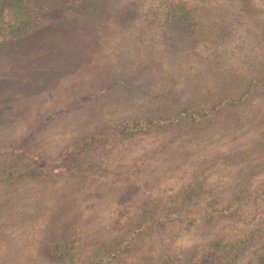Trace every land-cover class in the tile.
<instances>
[{"label":"rangeland","instance_id":"1","mask_svg":"<svg viewBox=\"0 0 264 264\" xmlns=\"http://www.w3.org/2000/svg\"><path fill=\"white\" fill-rule=\"evenodd\" d=\"M113 1L106 0V4L110 7ZM186 3L195 10L194 16L206 20L208 29L213 24L226 25V20H234L235 23L245 20L244 26L250 28V36L264 34V0H249L248 7L242 0H186ZM67 53L64 52V55L67 56ZM210 53L222 58L214 66L228 64L226 58L231 55L228 52ZM246 53L235 52L233 55ZM72 54L79 64L69 70L66 78L69 84L55 87L54 95L46 97L47 100L41 98V101H35V109L50 113H31L33 110L30 109L25 118L23 114L26 110H22L19 118L7 117L0 122L3 126L0 127V136L5 138L6 146H10L15 138L20 148L41 160L36 166L44 173L49 174L58 168L65 171L63 175L41 178V186L56 189V194H43L41 198L36 192L37 182L23 176L0 183V230L8 232L3 233V247L6 246V249L0 250V264H197V260L192 259V253L195 249L196 253L202 251L199 248L211 238L208 234L213 232L212 229L203 231L198 225L154 226L143 228L138 235L132 229L126 232L128 230L123 225L126 218L140 213V202H151L150 199L158 195L155 200L161 202L159 209L162 210L164 202L169 198L173 202L171 197L179 195V185L190 183L189 171L209 166L217 175L194 177L202 183V188L213 189L215 185L214 194L226 198L235 197L237 192L244 196L242 204L252 194L261 200L264 196L262 189L256 191L263 179L257 177L259 171L253 168L246 175H240L230 190L227 189L229 181L227 174L222 173L220 159L207 158L208 161L202 162L197 159L199 156L196 153L203 150L210 152L213 148L222 149L220 152L225 149L231 151V147L210 145L220 137L215 136L212 128L204 130V126L187 124L181 131L163 126L153 133H136L127 139L111 137L109 142L107 137L112 131L116 134L115 129L126 120H142L158 114L172 116L186 108L199 109L202 104L211 103L214 94L203 96L201 86L193 83L187 84L185 89L200 92L194 96L179 87L170 90L163 74L170 70V66L165 61L163 63L167 52ZM177 54L175 52V56ZM258 54L264 56V52ZM101 58L103 60L98 64ZM241 84H235V88ZM26 89H19L13 84L3 90L1 100L23 99L34 104L33 99L26 96ZM167 91L174 94H165ZM53 114L59 115L50 120ZM41 122L44 125L39 128ZM219 122L222 121L216 119L215 123ZM27 128L33 129V136L24 139L19 134L30 133ZM92 138L93 142H90ZM262 146L264 144L240 148L259 152ZM153 149L159 153L155 158L150 157ZM67 150L69 159L65 155ZM3 154L6 153H0V158H4ZM60 157L62 160L58 162ZM29 158H6L5 161L0 160V165L10 164L8 171L13 174L34 164L26 160ZM242 164L240 171L248 170L249 167ZM219 178L225 181H219ZM122 183L130 190L116 202L120 207H110L111 201L105 196L116 192V185L120 188ZM21 189L28 190L25 193ZM59 191L60 194H57ZM197 198L195 202L199 201ZM36 202L41 204L42 211L37 219H29L32 213H29L28 207ZM94 205L98 207L93 208ZM193 210L200 212L198 206H194ZM117 211L121 212L122 224L103 228L99 231L100 236L97 235L95 222L101 218L100 215L106 220L107 214ZM262 213L263 202L251 212L246 210L239 221L226 218L220 223L204 225H219L216 229L226 232L225 240L233 241L239 239L240 234L245 237L254 231L261 232L258 228H264V224L259 225L258 222ZM19 220L23 221L22 225L17 223ZM121 236L126 238L125 241L116 242ZM249 242L250 245L258 243V246L263 243L259 240ZM246 262L247 259L240 264Z\"/></svg>","mask_w":264,"mask_h":264},{"label":"trees","instance_id":"2","mask_svg":"<svg viewBox=\"0 0 264 264\" xmlns=\"http://www.w3.org/2000/svg\"><path fill=\"white\" fill-rule=\"evenodd\" d=\"M242 1L245 7L249 6V0ZM194 12L186 0H114L110 7L106 0H0V122L7 117L19 118L23 114L22 110H26V114H23L25 118L30 109L33 110L31 113H50L35 109V101H41V98L47 100L46 97L54 95L55 87L69 84L67 74L71 67L79 64L72 52H167L163 63L165 61L170 70L163 74L170 90L179 87L191 96L203 91V96L212 93L215 98L211 99V103L202 104L199 109L186 108L172 116L158 114L142 120H126L115 129L116 134L113 131L108 134V142L111 137L127 139L136 133H153L163 126L177 131L183 130L187 124L204 126V130L212 128L215 136L220 138L209 144L222 148L227 145L231 147V151L225 149L220 152L222 149L218 148H213L210 152L203 150L196 153L199 156L197 159L202 162L208 161L207 158L220 159L219 165L222 173L227 174L229 190L240 175L242 177L255 168L254 171H259L257 177L263 178L256 191L261 188L264 194V146L259 152L240 148L264 144V56L258 54L264 52V40H261L264 34L260 33V37L250 36V28L244 26L245 20L235 23L234 20L225 19L226 25L213 24L208 29L206 20L194 16ZM64 52H68V55L65 56ZM175 52H178L176 56ZM210 52H228L231 54L226 58L228 64L214 66L222 58H216ZM235 52L248 53L234 56ZM102 60L103 58L98 60V64ZM241 82L243 84L235 88ZM189 83L199 84L201 91L186 90ZM201 83L205 85L202 86ZM13 84L19 89L27 88L25 94L33 99L34 104L23 99L6 102L1 100L3 90ZM165 94L174 93L167 91ZM42 107L45 108L46 105L43 103ZM58 115L53 114L50 120ZM216 119L222 122L216 124ZM43 125L44 122H41L39 128ZM0 127H3L1 123ZM27 129L31 132L19 134L24 139L33 136V129ZM90 142H93V138ZM6 144L5 138L0 136V153H6L0 160L30 157L26 160L34 164L13 174L8 171L10 164H1L0 183L11 182L20 175L37 182L36 192L40 198L43 194H56L54 187L44 188L39 182L43 177H56L63 175L65 171L58 168L46 174L36 166L41 160L20 148L15 138L10 146ZM158 154L157 149H153L150 157L155 158ZM65 155L69 159L68 150ZM61 160L60 157L58 162ZM242 163L249 167L248 170L240 171ZM189 173L190 183L186 186L179 185V195L171 197L173 202L170 198L164 202L162 210L159 209L161 202L155 200L159 195L150 199L151 202H140V213L126 218L123 224L128 230L126 232L132 229V232L139 235L146 227L198 225L203 231L212 229L213 232L208 234L211 235L210 239L205 240L208 242L199 248L202 251L196 253L195 249L192 253V259L195 258L197 264H240L246 259V264H264V228H258L262 231L251 232L245 237L240 234L239 239L231 241L225 240L226 232L216 229L219 225H204L220 223L226 218L239 221L243 219L246 210L251 212L261 202L264 203V196L258 200L252 194L242 204L244 196L233 189L235 197H218L214 194L215 183H212L213 189L202 188L199 179H194L202 175H215L210 166L201 170L194 169ZM219 181L225 179L219 178ZM116 186V192L105 196L111 201L110 207L115 208L120 207L117 203L130 190L123 183L120 188L119 185ZM27 190L21 189L25 193ZM197 197L199 201L195 202ZM194 206H198L200 212L194 211ZM28 208L29 213H32L29 219H37L43 207L36 202ZM156 212L159 215H155ZM262 214L259 216V225L264 224V213ZM107 215L106 220L100 215L101 218L95 222L96 234L99 236V231L103 228L109 229L122 224L120 211ZM22 222L19 220L17 223L22 225ZM3 233L8 232L0 230V250L6 249V246L3 247ZM125 239L121 236L116 242ZM249 240L263 243L261 246L258 243L250 245Z\"/></svg>","mask_w":264,"mask_h":264}]
</instances>
